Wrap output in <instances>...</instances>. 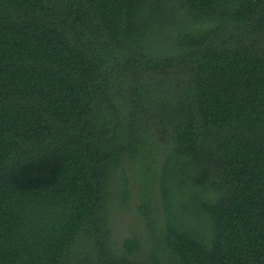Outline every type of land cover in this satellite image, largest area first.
<instances>
[{
    "label": "trees",
    "instance_id": "obj_1",
    "mask_svg": "<svg viewBox=\"0 0 264 264\" xmlns=\"http://www.w3.org/2000/svg\"><path fill=\"white\" fill-rule=\"evenodd\" d=\"M0 264H264V0H0Z\"/></svg>",
    "mask_w": 264,
    "mask_h": 264
},
{
    "label": "rangeland",
    "instance_id": "obj_2",
    "mask_svg": "<svg viewBox=\"0 0 264 264\" xmlns=\"http://www.w3.org/2000/svg\"><path fill=\"white\" fill-rule=\"evenodd\" d=\"M132 178V177H131ZM158 188V186H155ZM138 190L136 188H133L132 190V200H130V204L127 208V210H122L115 208V214H114V232L116 237L119 240H122L123 238L130 236L132 234V227L137 228L136 226L137 221H139L141 218L139 217V213L137 211L136 206L139 204V194ZM185 199H189L190 196L184 195ZM193 200H185L183 203L187 204L189 208L196 207L198 208V202H192ZM156 204L159 207V210L161 211L162 208V198L161 194L156 192ZM162 213V212H161ZM142 227V226H140ZM143 229L140 230L141 234L143 233Z\"/></svg>",
    "mask_w": 264,
    "mask_h": 264
}]
</instances>
